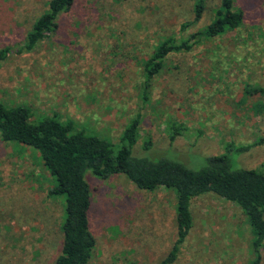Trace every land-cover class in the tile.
Returning a JSON list of instances; mask_svg holds the SVG:
<instances>
[{
  "label": "rangeland",
  "instance_id": "rangeland-1",
  "mask_svg": "<svg viewBox=\"0 0 264 264\" xmlns=\"http://www.w3.org/2000/svg\"><path fill=\"white\" fill-rule=\"evenodd\" d=\"M50 0H0V104L23 106L32 122L71 121L120 145L138 119L131 154L192 169L227 154L233 168L264 172V0H236L239 26L175 51L146 78L144 61L167 37L186 39L215 18L219 0H74L55 32L33 49L27 33ZM183 23H190L181 30ZM260 86L248 93L246 88ZM148 145V146H146ZM86 264H157L177 234L176 192L137 188L123 173L90 171ZM39 153L0 138V264H55L65 198ZM192 226L171 264H249L252 229L241 208L212 192L191 199ZM264 264V243L260 248Z\"/></svg>",
  "mask_w": 264,
  "mask_h": 264
},
{
  "label": "trees",
  "instance_id": "trees-1",
  "mask_svg": "<svg viewBox=\"0 0 264 264\" xmlns=\"http://www.w3.org/2000/svg\"><path fill=\"white\" fill-rule=\"evenodd\" d=\"M74 0H50L27 33L22 48L33 49L40 41L55 32L57 17L67 12ZM205 0L194 3V20L201 18ZM243 19L236 0H219L215 18L202 30L190 33L186 39L167 37L159 42L151 56L144 61L147 79L162 67L165 57L175 51L189 50L195 41L212 38L240 25ZM190 23H183L185 30ZM6 50L0 49V60ZM260 86L248 87L250 93L260 91ZM138 119L132 118L122 129L120 145L112 144L95 135L75 128L73 122L55 118L31 121L30 110L23 106L0 104V138L16 141L36 150L41 160L55 178L52 192L65 198V218L61 226L62 249L55 264H86L95 246V237L89 229L88 211L91 204L90 185L85 174L105 178L113 173H123L140 189L172 188L176 192V239L168 254L157 264L174 262L192 226L191 199L212 192L237 204L251 226L252 247L256 257L249 264H259L260 248L264 243V172L256 169L233 168L227 154L206 158V165L192 169L183 163L168 159L135 157L131 154L137 139ZM148 146V145H146Z\"/></svg>",
  "mask_w": 264,
  "mask_h": 264
}]
</instances>
